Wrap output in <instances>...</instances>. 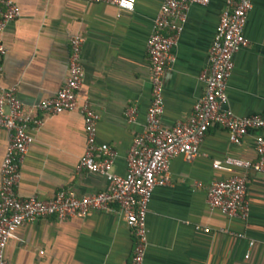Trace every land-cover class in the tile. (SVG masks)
Masks as SVG:
<instances>
[{
  "label": "crops",
  "instance_id": "0c3cea01",
  "mask_svg": "<svg viewBox=\"0 0 264 264\" xmlns=\"http://www.w3.org/2000/svg\"><path fill=\"white\" fill-rule=\"evenodd\" d=\"M11 1L19 16L1 33V85L15 87L24 114L41 118L34 105L63 84L67 38L79 36L78 100H86L97 115L95 141L115 152L112 171L122 175L126 150L142 130L149 102L145 42L159 1L134 0L130 12L80 0ZM222 4L223 0H208L186 11L170 49L172 62L162 75L164 127L187 118L202 94L197 77L206 67V50ZM242 33L247 45L232 56L226 106L236 116L258 114L264 119V0H251ZM127 107L134 108L131 122L123 115ZM258 133L248 131L238 144H231L224 130L211 127L191 162L178 156L169 159V183L155 186L147 205L142 264H264V175L246 174L245 221L209 210L204 200L210 181L229 175L213 170L210 162L226 156L252 162L253 136ZM30 134L32 142L18 169L19 196L47 200L58 190L78 195L104 190L101 176L75 169L83 151L81 116L76 111L44 118ZM5 143L6 133L0 129V160ZM132 246L130 231L111 206L109 212H90L83 219L47 217L22 224L7 241L3 256L8 264H128Z\"/></svg>",
  "mask_w": 264,
  "mask_h": 264
},
{
  "label": "built area",
  "instance_id": "2783aa9c",
  "mask_svg": "<svg viewBox=\"0 0 264 264\" xmlns=\"http://www.w3.org/2000/svg\"><path fill=\"white\" fill-rule=\"evenodd\" d=\"M113 6L119 12H130L134 0H80ZM151 30L145 42L149 102L142 130L133 137L124 156V172L112 171L115 152L106 144L95 141L97 115L86 100H78L81 85L80 50L82 40L77 35L67 38V74L63 84L49 98L39 101L34 109L41 118L22 112L15 87L0 82V129L6 133V143L0 160V264H8L3 250L16 228L43 218L56 220L83 219L90 212H109L115 206L124 226L132 236V251L128 264H142L146 246L144 218L152 189L169 183L168 161L178 156L191 162L208 128L226 132L231 144H238L248 131H260L253 136L255 159L226 156L212 160L213 170L229 175L214 179L205 188L204 200L209 210H216L227 219L245 221L249 207L245 200L246 174L264 175V119L258 114L236 116L226 106L225 85L232 70V56L246 47L243 26L251 0H223L213 35L206 50V67L197 77L202 94L195 100L184 120L168 127L160 123L162 112V75L172 62L170 49L180 33L186 11L192 4L205 6L208 0H158ZM19 16L16 4L0 0V57L4 53L1 33L6 25ZM1 74V67H0ZM76 111L81 116L83 151L75 169L101 176L104 190L78 195L72 190H58L47 200L34 195L19 196L15 187L19 164L32 142L31 131L44 121L62 112ZM134 108L127 107L123 115L127 122L134 117ZM207 233V229L201 230ZM235 237L242 238L241 234ZM252 242H247L251 247ZM244 258L248 257L247 251Z\"/></svg>",
  "mask_w": 264,
  "mask_h": 264
}]
</instances>
